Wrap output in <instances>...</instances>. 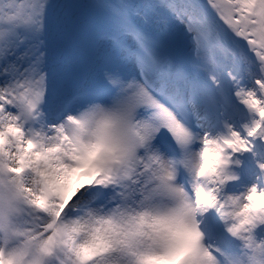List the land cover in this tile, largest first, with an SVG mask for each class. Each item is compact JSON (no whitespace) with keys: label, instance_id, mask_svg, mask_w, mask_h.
Wrapping results in <instances>:
<instances>
[{"label":"snow or ice","instance_id":"1","mask_svg":"<svg viewBox=\"0 0 264 264\" xmlns=\"http://www.w3.org/2000/svg\"><path fill=\"white\" fill-rule=\"evenodd\" d=\"M0 264H264V0H0Z\"/></svg>","mask_w":264,"mask_h":264}]
</instances>
